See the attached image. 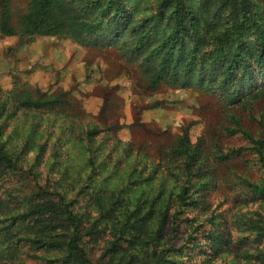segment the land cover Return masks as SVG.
Returning a JSON list of instances; mask_svg holds the SVG:
<instances>
[{
    "label": "trees",
    "instance_id": "trees-1",
    "mask_svg": "<svg viewBox=\"0 0 264 264\" xmlns=\"http://www.w3.org/2000/svg\"><path fill=\"white\" fill-rule=\"evenodd\" d=\"M12 17L11 0H2V38L50 37L113 49L151 90L196 89L245 108L264 96V0H28L16 25ZM60 103L16 86L0 97V120L35 114V138L36 114ZM231 119L230 133L241 134L264 168L263 122L256 138ZM56 124L49 154L47 142L29 140L15 153L0 122V264H224L218 261L246 244L253 248L229 264H264L259 214L235 220L247 233L239 239L228 221L218 222L222 214L195 226L210 209L209 182L200 144L186 131L155 163L110 128L63 117ZM75 147L81 165L72 163ZM31 151L37 152L27 167ZM239 184L242 203L264 202V180Z\"/></svg>",
    "mask_w": 264,
    "mask_h": 264
},
{
    "label": "rangeland",
    "instance_id": "rangeland-1",
    "mask_svg": "<svg viewBox=\"0 0 264 264\" xmlns=\"http://www.w3.org/2000/svg\"><path fill=\"white\" fill-rule=\"evenodd\" d=\"M27 2L11 0L14 25ZM1 5L2 0L0 12ZM16 86L34 97L59 98L61 103L54 110L36 114L39 135L35 138L31 135L35 114L19 112L14 118L0 120L4 141L15 153L29 140L32 146L47 142L49 154L53 141L49 134L58 131L56 122H61L62 117L64 121L71 119L79 125L97 124L104 129L110 128L123 144L131 145L147 155L148 162L155 163L177 145L186 131L193 144H200L201 169L209 182L205 200L210 209L200 215L202 221L195 226L213 215L222 214L218 222L228 221L235 239H239L247 234L235 224L239 216L250 212L257 219L254 215L257 213L264 220V202L242 203L240 197L245 195V190L239 184L242 178L261 183L264 168L241 134L229 131L236 128L231 119L234 117L250 135L261 137L258 122L264 124V96L245 108L223 104L217 96L196 89L160 85L151 90L137 68L113 49L83 48L69 40L50 37L21 43L18 38L0 36V97ZM72 149V163L81 165V158H84L81 150ZM231 151L240 152L223 159ZM36 152H29L27 167L34 161ZM246 247L247 244L234 246L229 256L218 262L229 264ZM25 263L47 264L33 260Z\"/></svg>",
    "mask_w": 264,
    "mask_h": 264
}]
</instances>
